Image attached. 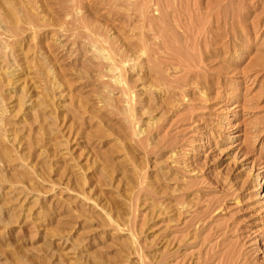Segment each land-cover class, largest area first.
I'll return each instance as SVG.
<instances>
[{
	"label": "rangeland",
	"instance_id": "obj_1",
	"mask_svg": "<svg viewBox=\"0 0 264 264\" xmlns=\"http://www.w3.org/2000/svg\"><path fill=\"white\" fill-rule=\"evenodd\" d=\"M0 264H264V0H0Z\"/></svg>",
	"mask_w": 264,
	"mask_h": 264
},
{
	"label": "bare ground",
	"instance_id": "obj_2",
	"mask_svg": "<svg viewBox=\"0 0 264 264\" xmlns=\"http://www.w3.org/2000/svg\"><path fill=\"white\" fill-rule=\"evenodd\" d=\"M203 31V30H202ZM260 176V175H259ZM262 180V179H261ZM262 182V181H261ZM256 185H258V184H256ZM257 187V186H256Z\"/></svg>",
	"mask_w": 264,
	"mask_h": 264
}]
</instances>
